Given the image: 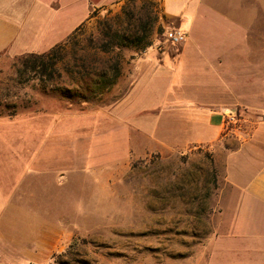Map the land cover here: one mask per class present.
<instances>
[{
    "label": "crops",
    "instance_id": "obj_1",
    "mask_svg": "<svg viewBox=\"0 0 264 264\" xmlns=\"http://www.w3.org/2000/svg\"><path fill=\"white\" fill-rule=\"evenodd\" d=\"M183 3L176 14L163 4L186 34L178 53L148 50L125 63L120 79L129 86L119 96L118 83L105 93L107 118L148 77L154 100L141 114H153L154 124L147 131L141 127V135L152 137L159 151L206 147L222 176L219 234L209 241L203 264H264V0ZM65 5L66 0H0V56L45 53L93 19L90 11L100 6L89 2L87 12L69 18L62 30L68 23L62 17ZM192 54L183 76L182 60ZM167 55L178 56L173 66ZM89 108L94 107L75 115ZM231 111L238 127L225 126ZM61 119L46 110L0 117V136L22 142L0 145V264L47 263L66 247L63 204L77 201L76 192L82 191L66 154L83 152L47 145Z\"/></svg>",
    "mask_w": 264,
    "mask_h": 264
},
{
    "label": "rangeland",
    "instance_id": "obj_2",
    "mask_svg": "<svg viewBox=\"0 0 264 264\" xmlns=\"http://www.w3.org/2000/svg\"><path fill=\"white\" fill-rule=\"evenodd\" d=\"M114 1L66 0L62 17L68 23H62L61 29L69 27V18L83 16L90 2L100 6L94 11L96 19L84 20V34L94 33L97 20L119 14L126 2L109 4ZM186 1L127 3L133 5V12L148 6L147 2L153 3L150 17L156 20L146 51L178 53L181 44L170 40L178 22L164 13L163 4L165 11L176 14ZM58 20L54 22L59 25ZM188 31L190 36L195 32ZM119 53L129 64L139 55L132 48L120 49ZM19 56L8 52L0 56V117L43 110L61 114L47 145L59 143L83 152L82 157L66 154L68 170L76 172L77 184L82 185L81 194L76 192L77 201L63 204L67 228L60 227L67 232L66 247L42 264H203L212 248L209 241L219 234L218 201L225 190L222 176L206 147L159 151L152 137L141 135V127L147 131L154 124L153 114H141V109L154 100L150 95L153 82L146 77L111 118H107L108 106L89 108L77 116L79 112L59 99L57 88L44 91L32 76L16 84ZM177 57L167 55L166 63L173 66ZM194 57L183 58V76ZM128 82L118 80V96L128 88ZM239 124L236 118L229 127ZM4 136H0V145L22 144L19 138L8 142Z\"/></svg>",
    "mask_w": 264,
    "mask_h": 264
},
{
    "label": "trees",
    "instance_id": "obj_3",
    "mask_svg": "<svg viewBox=\"0 0 264 264\" xmlns=\"http://www.w3.org/2000/svg\"><path fill=\"white\" fill-rule=\"evenodd\" d=\"M129 2L135 0H126L119 14L97 20L94 33L85 36L83 24L49 51L19 56L16 84L32 76L44 91L57 88L59 99L76 111L109 106L103 97L117 84L125 64L120 49L144 53L151 45L149 37L156 20L150 17L152 2L136 12ZM95 12L90 19L97 18Z\"/></svg>",
    "mask_w": 264,
    "mask_h": 264
},
{
    "label": "built area",
    "instance_id": "obj_4",
    "mask_svg": "<svg viewBox=\"0 0 264 264\" xmlns=\"http://www.w3.org/2000/svg\"><path fill=\"white\" fill-rule=\"evenodd\" d=\"M185 39H186V34L180 31L179 29L174 30L170 34V40L173 44H182L184 43ZM226 117H227V120H226L225 126L230 128L229 126L233 125L236 120V114L233 111H231L226 115Z\"/></svg>",
    "mask_w": 264,
    "mask_h": 264
}]
</instances>
